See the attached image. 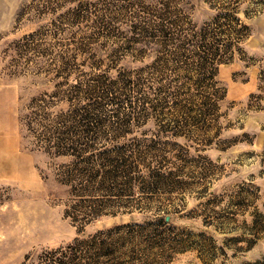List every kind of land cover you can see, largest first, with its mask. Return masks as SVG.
<instances>
[{
	"label": "rangeland",
	"instance_id": "374dc122",
	"mask_svg": "<svg viewBox=\"0 0 264 264\" xmlns=\"http://www.w3.org/2000/svg\"><path fill=\"white\" fill-rule=\"evenodd\" d=\"M0 264H264V0H0Z\"/></svg>",
	"mask_w": 264,
	"mask_h": 264
},
{
	"label": "water",
	"instance_id": "95a60500",
	"mask_svg": "<svg viewBox=\"0 0 264 264\" xmlns=\"http://www.w3.org/2000/svg\"><path fill=\"white\" fill-rule=\"evenodd\" d=\"M167 219L169 220L170 219V216H168Z\"/></svg>",
	"mask_w": 264,
	"mask_h": 264
}]
</instances>
